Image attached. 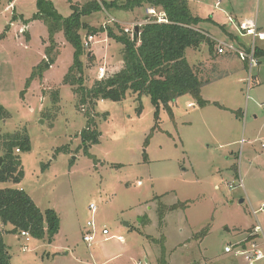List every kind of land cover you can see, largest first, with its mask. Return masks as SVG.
<instances>
[{"label":"rangeland","instance_id":"374dc122","mask_svg":"<svg viewBox=\"0 0 264 264\" xmlns=\"http://www.w3.org/2000/svg\"><path fill=\"white\" fill-rule=\"evenodd\" d=\"M47 1L67 19L71 4L91 0ZM96 1L119 7L126 0ZM187 5L203 20L199 27L218 40L248 44L250 38L236 26L243 19H256L264 31V0H187ZM36 10V0H0V105L9 114L0 121V134L25 131L30 141V152L19 154L23 180L0 183V189L24 190L41 211L58 215L59 230L48 243L27 241L6 226L2 236L9 264H244L224 248L251 241L263 253L264 53L250 72L230 66L223 81L202 86L201 97L218 98L221 108H199L188 94L177 98L170 113L161 107L157 115L147 95L137 100L127 92L121 102L98 100L91 113L99 143L85 154L79 133L87 124L86 109L76 108V95L62 84L74 52L62 33L53 39L55 62L26 88L50 46L47 28L32 19ZM104 10L83 22L105 29L115 20L124 28L160 15L146 6ZM85 35L82 31V39ZM91 45L84 54L89 56L81 58L86 89L98 79L99 67L108 75L122 65V46L105 34H97ZM256 47L264 49V40H257ZM209 53L204 43L199 51L185 50L184 57L200 68L209 63ZM233 60L236 66L240 62ZM205 70V78L223 73L221 68ZM239 72L243 80L236 84ZM91 204L97 230L105 227L109 239L96 230L94 243L87 246L82 237ZM256 225L262 232L250 239Z\"/></svg>","mask_w":264,"mask_h":264},{"label":"trees","instance_id":"16d2710c","mask_svg":"<svg viewBox=\"0 0 264 264\" xmlns=\"http://www.w3.org/2000/svg\"><path fill=\"white\" fill-rule=\"evenodd\" d=\"M12 1L8 0L9 3ZM143 6L148 10L158 11L160 15L163 14L165 21L158 23L156 17L146 16L144 24L140 26L136 43H133L131 36L124 33V28L116 24L117 22L105 29H98L83 22L87 16L102 12L104 9L118 8L125 12ZM70 8L72 13L65 19L56 12L51 1L36 0L37 10L32 19L45 25L50 46L45 49V58L33 68L25 85L28 88L33 79L41 80L44 73L51 68L58 55L53 51L55 47L53 39L56 34L62 33L65 42L74 49L70 68L64 75L62 84L71 87L76 95V108L86 109L83 117L87 124L79 133L85 154L91 145L99 143V133L94 129L95 120L91 113L98 100L121 102L127 92L135 94L137 100L147 95L156 115L161 107L170 113L171 105L184 94L190 95L199 108L210 104L220 107L217 103H211L201 97L202 86L220 76L216 74L205 78L204 65L195 68L185 61L184 53L187 49L198 50L204 43L208 44L210 52L214 49V43L199 33L201 29L198 27L203 20L192 15L187 0H126L119 7L114 1L105 3L91 0L81 6L71 4ZM82 31L86 32L85 37L105 34L107 38L122 46L121 68L102 79L94 80L89 89H86L83 83L84 65L81 58L88 56L84 55ZM258 55L260 53L257 49L256 58ZM92 58L93 54L89 59ZM24 92L20 93V98ZM57 98L58 93L54 92L52 102L56 103ZM234 114L236 117L240 116L239 112ZM7 118L8 112L0 105V121ZM16 149L19 150L17 154L14 153ZM26 152H30V141L25 131L0 134V157L3 160L0 167V183L11 182L14 185L21 183L23 169L19 154ZM44 168L42 165V169ZM172 209L175 207H171ZM6 226L11 227L9 232L12 234L23 231L35 240L51 243L59 230V218L50 209L41 211L22 189H0V264L10 262L2 236L4 233L2 229ZM147 239L150 240L148 237Z\"/></svg>","mask_w":264,"mask_h":264},{"label":"built area","instance_id":"2783aa9c","mask_svg":"<svg viewBox=\"0 0 264 264\" xmlns=\"http://www.w3.org/2000/svg\"><path fill=\"white\" fill-rule=\"evenodd\" d=\"M151 14L155 15L154 10L150 12ZM157 22L161 23L165 21L163 19V14L159 15L156 17ZM112 20V19H111ZM227 21L230 24H233L234 21L230 18L227 17ZM237 21V20H236ZM111 22H116L115 20ZM136 26L135 24H130L129 27H124V33L129 34L132 36L133 34V28ZM237 28L241 31V36L242 37H248L250 38V42L248 44H243V43H233L229 42L223 39H216L210 34H208L205 31L200 30V34H202L206 39H208L210 42L214 43L215 47V53L216 55H225V54H231L234 55L238 60H241L242 62H245L248 66L249 72L256 68L258 65V62L256 60V42L257 40H264V34L261 33L258 30V23L256 22V19H243L240 21L236 22ZM94 41V36L89 35L88 37L83 38L82 40V46L84 47V50H88L91 48V44ZM106 70L105 67H99L98 69V79H102L108 75H106ZM261 148L264 150V142L261 143ZM16 152L18 153L19 150L16 149ZM264 207V205H262ZM261 207V208H262ZM88 210L90 212V215H92L91 220L86 222L85 226V232L83 233L82 240L84 243L87 244V246H91L94 241L97 233L95 232L97 230L95 226V215H96V207L94 204H91L88 206ZM98 231V230H97ZM262 232V229L258 225L253 227V231L250 234V239L255 237L258 233ZM98 233L102 237H104L105 240L109 239V233L105 227H102ZM20 235L25 237V239L28 241L30 235H28L27 232H20ZM225 253H232L234 257H240L243 260L244 264H261L264 260V252L262 253L257 247L255 242H246L240 243L236 248L226 246L225 248ZM22 250H25V247L22 248Z\"/></svg>","mask_w":264,"mask_h":264},{"label":"crops","instance_id":"0c3cea01","mask_svg":"<svg viewBox=\"0 0 264 264\" xmlns=\"http://www.w3.org/2000/svg\"><path fill=\"white\" fill-rule=\"evenodd\" d=\"M195 17H197V16H195ZM145 19L146 18H144V21H145ZM212 20V19H211ZM130 23V22H129ZM198 29L200 30H202V31H205V32H207L208 34H210L208 31H206L204 28H202L201 26L200 27H198ZM258 30L261 32V33H263L264 34V31H262V28L258 25ZM235 39H237V38H235ZM236 41H238L239 43H242V41H239V39H237ZM203 45V44H202ZM201 45V46H202ZM201 48V47H200ZM199 48V49H200ZM199 49L198 50H193V51H199ZM257 49H258V53H260V55L261 54H263L264 53V49H262V48H260V47H257ZM192 50V49H191ZM93 54V53H92ZM260 55H258V57L260 56ZM184 56H185V53H184ZM258 57H257V59H258ZM221 58V60H220V62H218L217 60L218 59H220ZM233 59H236V60H238L234 55H231V54H225V55H220V56H218V55H216V53H215V51L214 50H212V52H210L209 53V55H208V58H207V61H209V63H206V66H205V68L206 69H212V68H216V69H220L221 68V70H222V75H220V77L218 78V79H216V80H214V81H212V82H221V81H223V77H226L229 73H228V69H230V66L231 67H233L234 69H235V71H238V69L239 68H242V69H244L245 68V70L248 68V66H247V64L245 63V62H242L241 60H240V62H239V64L236 66V65H234L235 63H234V60ZM241 73L239 72V73H236V75H235V77L234 78H236V84H238L239 82L241 83V81L243 80L242 78H241V75H240ZM211 83V82H210ZM224 90V92H223V94H225V89H223ZM202 96H203V94H202ZM212 100H207V101H209V102H211V103H217L216 102V99H218V98H211ZM189 104H192V102H190ZM218 104V103H217ZM219 105V104H218ZM19 189V188H18ZM24 191V190H23ZM54 239V238H53Z\"/></svg>","mask_w":264,"mask_h":264},{"label":"water","instance_id":"95a60500","mask_svg":"<svg viewBox=\"0 0 264 264\" xmlns=\"http://www.w3.org/2000/svg\"><path fill=\"white\" fill-rule=\"evenodd\" d=\"M139 30H140V26L136 25L134 26L133 28V34H132V41L133 43H136L137 42V38H138V35H139ZM89 56V55H88ZM3 164V160L2 158L0 157V167L2 166ZM125 226H128L127 224H125ZM45 227V226H44Z\"/></svg>","mask_w":264,"mask_h":264}]
</instances>
